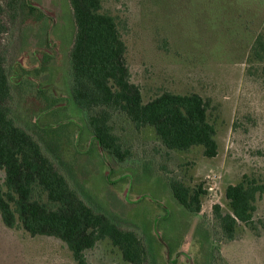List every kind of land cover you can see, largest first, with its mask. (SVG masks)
<instances>
[{"label":"rangeland","instance_id":"rangeland-1","mask_svg":"<svg viewBox=\"0 0 264 264\" xmlns=\"http://www.w3.org/2000/svg\"><path fill=\"white\" fill-rule=\"evenodd\" d=\"M101 1L116 19L144 102L166 91L200 94L209 102L217 155L205 156L202 146L170 150L153 128L136 131L120 121L130 158L124 165L111 159L70 93L77 30L70 0H27L38 10H25L8 55L13 116L43 142L81 197L140 231L150 264H213L218 252L228 264H264V192L257 194L253 222L241 223L231 242L215 239L213 212L214 204L230 210L226 188L244 175L264 184V0ZM5 175L0 166L3 194ZM171 177L202 186L201 211L180 204ZM84 255L86 264H127L109 239ZM0 264L78 262L59 236L32 235L19 220L9 227L0 212Z\"/></svg>","mask_w":264,"mask_h":264},{"label":"trees","instance_id":"trees-1","mask_svg":"<svg viewBox=\"0 0 264 264\" xmlns=\"http://www.w3.org/2000/svg\"><path fill=\"white\" fill-rule=\"evenodd\" d=\"M70 2L77 27L69 53L70 93L84 112L87 127L111 159L124 165L130 158L123 129L117 125L120 121L136 131L153 128L170 150L189 151L202 146L205 156H216V128L208 118L209 102L198 93L170 91L144 102L139 85L131 80L126 45L114 16L103 12L101 0ZM26 9L32 13L38 10L27 0H0V166L5 169L8 189L5 194L0 190L3 221L15 227L19 220L32 235L59 236L68 243L78 264H86L84 250L102 239L118 247L127 264H150L148 241L140 231L123 226L81 197L43 142L13 116L15 97L8 55L18 24L21 26L17 22ZM169 184L181 205L191 212L201 211L202 186L192 187L175 177ZM258 192H264V184L248 174L227 186L230 210L224 212L220 204L213 205L219 226L215 231L217 241H233L241 223L253 222ZM44 194L47 201H43ZM220 254L213 264H228Z\"/></svg>","mask_w":264,"mask_h":264}]
</instances>
